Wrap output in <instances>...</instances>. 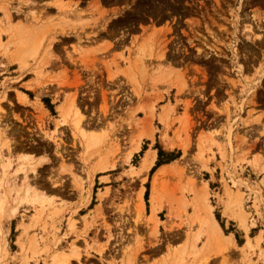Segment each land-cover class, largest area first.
<instances>
[{
  "label": "rangeland",
  "instance_id": "rangeland-1",
  "mask_svg": "<svg viewBox=\"0 0 264 264\" xmlns=\"http://www.w3.org/2000/svg\"><path fill=\"white\" fill-rule=\"evenodd\" d=\"M1 1L0 264H264V0H69L28 30ZM25 150L50 201L9 187Z\"/></svg>",
  "mask_w": 264,
  "mask_h": 264
},
{
  "label": "bare ground",
  "instance_id": "bare-ground-1",
  "mask_svg": "<svg viewBox=\"0 0 264 264\" xmlns=\"http://www.w3.org/2000/svg\"><path fill=\"white\" fill-rule=\"evenodd\" d=\"M1 1V0H0ZM20 1V0H19ZM18 1V2H19ZM39 1V2H38ZM50 1V2H49ZM69 0H26V3H24L25 4V6H27V8L29 9H27V10H24V13H23V18L24 19H22V17L20 16V18H21V20L23 21L24 20V22L22 23V25L20 24V22H18V19H17V22L19 23H17L18 24V26H19V30L20 29H22L23 27H24V30H28V29H31V28H35L36 26H33V23H35L36 21H37V23H38V20H37V17H35V16H33L32 17V14H36V15H40V13L41 12H44L45 13V11H46V13H45V15L44 16H50V12L49 11H51V8L53 9V7L54 8H59V7H61L60 9H63L62 8V6L63 7H65V6H69V7H67V8H70L71 6V4H70V1L68 2ZM2 2V1H1ZM5 2H7V0H5ZM22 2V1H21ZM25 2V1H24ZM40 2H46V3H48V5H46V6H36V5H39V4H41ZM23 4V3H22ZM23 4V5H24ZM49 4H51V5H49ZM1 5V4H0ZM31 5H33V6H35V7H33V6H31ZM22 6V5H21ZM24 6V7H25ZM19 8V7H18ZM21 8V7H20ZM19 8V9H20ZM3 12H5L6 13V11L8 10V7H6L4 4L2 5V7L0 8ZM17 9V8H16ZM23 10V9H22ZM35 10H37V11H35ZM39 10H44V11H39ZM8 13H9V15L11 14V12H9V11H7ZM19 12V10H16V11H14V13H12L11 15H10V17L12 16V18H15L14 17V15L15 14H17ZM58 12H60L61 13V11H58ZM70 12V11H69ZM5 13H4V15H5ZM43 13V14H44ZM71 13V12H70ZM56 14V13H55ZM65 14V13H64ZM20 15V14H19ZM41 17H42V15H40ZM48 16V17H49ZM52 16V15H51ZM50 16V17H51ZM58 16H60V15H58ZM57 16V17H58ZM244 16L246 17V15L244 14ZM5 17V16H4ZM3 17V18H4ZM6 17H7V19H9V17H8V14L6 15ZM41 17L39 18L40 19V21L42 22L43 21V19L41 20ZM49 17V18H50ZM253 16H251V18H252ZM19 18V19H20ZM49 18H45L44 20H46V19H49ZM60 18H61V16H60ZM247 18V17H246ZM249 18H250V16H249ZM16 19V18H15ZM51 19V18H50ZM4 20V19H3ZM2 22H4V21H2ZM6 22V21H5ZM11 22V21H10ZM10 22L8 21V24H9V26L10 27H12V24H10ZM14 22H15V20H14ZM45 22V21H44ZM7 23V22H6ZM13 23V22H12ZM47 23V22H46ZM0 24H1V20H0ZM7 24V25H8ZM6 25V24H5ZM38 25V24H37ZM41 25V24H40ZM8 27V26H7ZM16 28V27H15ZM14 29V28H13ZM248 29V28H247ZM250 29V28H249ZM23 30V29H22ZM249 31V30H248ZM254 33V31L251 29L250 30V33ZM255 34V33H254ZM258 35V34H257ZM259 36V35H258ZM259 38H260V36H259ZM258 39V38H257ZM263 39V38H262ZM261 39V40H262ZM260 40V41H261ZM50 43V42H49ZM260 44L262 43V42H259ZM1 45H3V44H1ZM48 45V44H47ZM243 45V44H242ZM259 45V44H258ZM260 46V45H259ZM244 47V46H243ZM242 47V48H243ZM246 47V46H245ZM261 47H263V46H261ZM264 48V47H263ZM244 49H246V48H244ZM262 49V48H261ZM260 49V47H259V50H261ZM262 50H264V49H262ZM244 51V50H243ZM248 51V50H247ZM252 51H250V53H251ZM264 52V51H263ZM254 53V52H253ZM260 53H261V51H260ZM255 54V53H254ZM254 54H252V55H254ZM243 55V54H242ZM252 55H250V56H252ZM260 55H262V53L260 54ZM264 55V54H263ZM245 56V55H244ZM246 56H247V52H246ZM245 56V57H246ZM254 57V56H253ZM261 57V56H260ZM255 58V57H254ZM253 58V59H254ZM243 59H245V58H243ZM247 59V58H246ZM249 59H251V58H249ZM263 59V57H261V59L260 60H262ZM248 60V59H247ZM252 60V59H251ZM256 60V59H255ZM260 60H258V67H260L261 69L263 68V63H262V61H260ZM250 61V60H249ZM254 61V60H253ZM257 61V60H256ZM244 61L242 60V63H241V65H240V67H241V69H246L245 68V65H244V63H243ZM246 62H248V61H246ZM255 62V61H254ZM249 63H251V62H249ZM247 64V63H246ZM223 65V64H222ZM255 65H256V63H255ZM247 67V66H246ZM257 69V68H256ZM264 83V82H263ZM263 83H262V86H263ZM5 98V96H3L2 97V99H4ZM2 105V104H1ZM0 109L1 110H3V108L0 106ZM166 109L167 110H170V108L168 109L167 108V105H166ZM60 112H61V116L65 119L66 117H72V123H73V127H74V129L77 131V133L78 134H80V136L82 137V138H88L87 139V143H88V140H89V142L90 141H92L93 142V137H86V133H85V130L82 128V117H83V114H82V112L79 110V108L77 107V106H75L73 103H71V101L69 102V104L68 105H65V109H62V110H60ZM165 113H169L168 111L166 112V110H165V112L163 113V115H166ZM1 115H0V126L2 125L1 124V120H3L2 118V113H0ZM72 115V116H71ZM59 116H60V114H59ZM61 117V118H62ZM62 118V119H63ZM64 122H65V120H63ZM56 122H58V121H56ZM66 123V122H65ZM5 125V124H4ZM64 125V123H60V122H58V123H56V128H55V130H54V133L56 132V131H59L60 130V127L61 126H63ZM65 126V125H64ZM0 129L1 130H3V131H1L0 130V136H1V134H7V135H9L10 137H12L11 138V142L8 144V146L7 147H9V149H8V152L10 153V146H12L13 148H12V150L14 151V149L15 148H17L19 145L18 144H20V146H21V142L20 141H18V142H20V143H16L15 142V140L14 139H16V137L18 136H20L21 134H22V131L21 132H19L18 131V129L16 130V131H14V130H10L9 132H7L6 130H4V128H2V127H0ZM3 132V133H2ZM5 132H7V133H5ZM10 139V138H9ZM31 140H33V139H31ZM86 140V139H85ZM8 141H10V140H8ZM92 142H90V143H92ZM47 143V142H46ZM49 143V142H48ZM48 143H47V146H49L48 145ZM23 144V143H22ZM28 144V143H27ZM26 144V145H27ZM35 144V143H34ZM28 145H31V143H29ZM37 145V144H36ZM56 145V144H55ZM15 146V147H14ZM22 146H25V144L24 145H22ZM31 146H33V145H31ZM43 146V145H42ZM26 147V146H25ZM35 147V146H34ZM41 147V146H40ZM55 147V146H54ZM56 147H57V145H56ZM24 148V147H23ZM36 148L38 149V146H36ZM21 149V148H20ZM29 149V148H28ZM48 149V148H47ZM57 149V148H56ZM18 150V149H17ZM27 150V149H26ZM26 150H25V153L24 154H20L19 156H18V159H16V160H18L20 163H19V167H18V169H16V171H15V174L16 175H12V176H14L13 177V180H10V184H9V187L10 188H18V191H17V193H16V195L17 196H21L20 195V193H22V191H23V195L21 196V199H24V200H26V201H30V202H35V203H37V202H40V203H43V202H47V201H50V199H48L47 198V194H46V190H45V194H44V191L42 190V189H45L43 186V184H41V183H39V181L41 180H39L38 181V179L40 178L39 177V174H38V172H36L37 170H38V168L39 167H41L42 166V164H45L46 162L48 163L49 162V160L50 159H48L47 157H44L43 155V157H41V158H38L37 156V158L34 156L35 154H33V153H28V152H26ZM43 150V149H42ZM49 150V149H48ZM53 150V149H52ZM135 150H137V147L135 148ZM19 151V150H18ZM39 151V150H38ZM43 151H45V150H43ZM56 151V150H55ZM8 153V154H9ZM56 153V152H55ZM11 154V153H10ZM42 154V153H41ZM51 154H53V153H51ZM47 155V154H46ZM50 155V154H49ZM52 156V155H51ZM50 156V157H51ZM49 157V156H48ZM0 158H2V154L0 153ZM52 159V158H51ZM54 159H55V157H54ZM154 160H155V153L154 152H147L146 153V155L144 156V158H143V161L141 162V164H140V167H139V172L137 173V174H139V173H143V172H146V171H148L149 169H150V167L153 165V163H154ZM4 161V160H3ZM54 161V160H53ZM56 161V160H55ZM51 162V161H50ZM15 163V162H14ZM53 163V162H52ZM55 163V162H54ZM27 165L29 166V167H31V175H30V173H28V172H26V167H27ZM49 165H50V163H49ZM48 165V166H49ZM12 166V160L10 159V158H7V162L4 164V167L3 168H5V169H10V167ZM14 166V165H13ZM43 167V166H42ZM51 167V166H50ZM43 168H46V166H44ZM37 169V170H36ZM14 170V169H13ZM43 170V169H42ZM46 170H47V168H46ZM162 170H163V168H162ZM39 172H41V170H39ZM160 172H162L161 170H160ZM160 172H158L157 174H159ZM26 173H28V175L31 177L32 176V174L34 175V178H29V176H27V174ZM50 173V172H49ZM19 174H22L23 176H21L22 177V179H24V181L22 182V184H20V185H18V184H15V183H13L14 181L16 182V179H19L18 178V175ZM45 174V173H44ZM47 174V173H46ZM41 175H43V174H41ZM46 175H44V177H45ZM138 176V175H137ZM33 177V176H32ZM156 177V176H155ZM41 178H43L42 176H41ZM29 179H30V181H31V183L29 182ZM50 180H51V178H49ZM45 181H47L46 179H45ZM41 182V181H40ZM43 182V181H42ZM19 183V182H18ZM51 183V182H50ZM49 183V184H50ZM53 183V182H52ZM51 183V184H52ZM52 185H54V184H52ZM51 186V185H50ZM43 187V188H42ZM53 187V186H52ZM42 188V189H41ZM51 188V187H50ZM49 189V188H48ZM53 189V188H52ZM54 189H56V190H58L57 188H55L54 187ZM4 190H6V189H4ZM50 190V189H49ZM60 191H62V189H59ZM52 191V190H51ZM50 192V191H49ZM53 192V191H52ZM63 192V191H62ZM196 192V191H195ZM198 192V191H197ZM195 193V194H197V196H196V199L198 198V195L200 194V192L199 193ZM57 193V192H56ZM66 194V193H65ZM52 195V194H51ZM50 196V195H49ZM59 196H61V195H59ZM69 196V195H68ZM51 197V196H50ZM52 198V197H51ZM57 198V197H56ZM62 198V197H61ZM66 197H64V199H65ZM68 198V197H67ZM3 200V199H2ZM63 200V199H62ZM62 202V201H61ZM50 203V202H49ZM48 203V204H49ZM137 206H136V208H135V211H136V215H140V214H142L143 213V200H142V198H141V195H139L138 196V201H137ZM39 204V203H38ZM52 204H53V202H52ZM51 204V205H52ZM54 204H55V202H54ZM65 205V204H64ZM68 205V204H67ZM54 207V206H53ZM62 207V206H61ZM59 210V209H58ZM3 211V210H2ZM153 217V216H152ZM199 217V216H198ZM196 221L200 224V226L203 228V229H205L207 232V237L210 239V240H212V241H214L217 245H221V243H223V241L224 240H228V238H225V237H223V235H222V233H221V231H220V228H219V226H218V224H217V222L215 221V219H214V216L212 215V213H211V211H209L208 213H207V215L204 217V218H198V219H196ZM0 223H1V221H0ZM0 228H1V225H0ZM0 232H1V229H0ZM0 248H1V244H0ZM59 253V252H58ZM62 253L63 252H61V253H59V254H61L60 255V257H61V259H60V261L59 262H68L69 260V257H67V255L65 256V255H63L62 256ZM56 257V256H55ZM74 257H77V254H75L74 255ZM182 260V259H181Z\"/></svg>",
  "mask_w": 264,
  "mask_h": 264
},
{
  "label": "crops",
  "instance_id": "crops-1",
  "mask_svg": "<svg viewBox=\"0 0 264 264\" xmlns=\"http://www.w3.org/2000/svg\"><path fill=\"white\" fill-rule=\"evenodd\" d=\"M10 0H7V3H10L9 2ZM50 2V1H49ZM31 6H33V5H31ZM9 7H10V5H9ZM34 7V6H33ZM9 12H11V8H9ZM11 14H12V12H11ZM26 97V96H25Z\"/></svg>",
  "mask_w": 264,
  "mask_h": 264
}]
</instances>
